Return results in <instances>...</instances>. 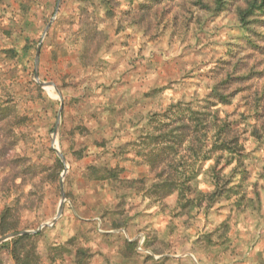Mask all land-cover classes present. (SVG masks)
<instances>
[{
    "label": "rangeland",
    "instance_id": "1",
    "mask_svg": "<svg viewBox=\"0 0 264 264\" xmlns=\"http://www.w3.org/2000/svg\"><path fill=\"white\" fill-rule=\"evenodd\" d=\"M85 1L0 0V104H14L27 116L24 124L15 127L21 167L33 163L44 168L36 189L25 184L14 191L8 190L10 184L0 167V212L17 198L22 228L36 231L55 218L63 177L62 215L39 232V242L47 245L43 253L39 250L43 264L72 263L71 256L59 258L50 249L62 246L71 234L77 235L79 221L85 236L80 242L98 252L113 221V215L105 211L118 201V192L128 193L124 213L138 217L135 237L142 234L152 254L168 258L162 264H168L167 260L243 264L231 259L240 253V241L250 237L249 228L254 223L255 231L261 228L264 217V41L257 42L261 50L251 49L237 18V11L252 0H228L220 13L213 9L215 0H201L202 4L199 0H115V20L107 19L99 1L93 0L98 7L94 23L108 34V41L87 69L81 67L83 43L78 35L81 22H93L81 15ZM140 4L144 8L139 13ZM139 16L146 19L137 25V31L130 29ZM10 50L16 52L14 59L7 54ZM35 72L40 82L54 84L61 101L53 87L38 86ZM226 75L232 78L228 86L233 96L222 111L229 114L240 135L249 173L243 187L253 204L246 200L237 208L235 198H221L208 210L181 212L175 195L151 203L135 192H112L105 182L84 179L87 166L104 164L122 169L117 171L123 182L145 179L149 185L153 181L149 168L127 143H135L142 128L149 130L151 114L162 113L177 102L200 106L197 101ZM151 88L152 94L144 98ZM118 147L124 148L117 152ZM195 164L194 169H199L194 181L197 190L210 191L208 170L213 162ZM253 215L252 224L249 216ZM99 218H104L101 229ZM237 226L239 232L232 234ZM139 259L138 264H160L143 256ZM0 264H13L3 250Z\"/></svg>",
    "mask_w": 264,
    "mask_h": 264
},
{
    "label": "trees",
    "instance_id": "2",
    "mask_svg": "<svg viewBox=\"0 0 264 264\" xmlns=\"http://www.w3.org/2000/svg\"><path fill=\"white\" fill-rule=\"evenodd\" d=\"M98 1L104 16L107 19L115 20L118 7L115 0ZM85 2L87 6L81 9V15H86V18L93 22H81L78 35L83 43L80 55L81 67L87 69L94 64L97 55L105 47L108 34L104 30H100L94 23L96 21L95 12L98 8L94 1L86 0ZM227 2L228 0H215L214 11L220 13L226 10ZM199 3L202 4V1L199 0ZM143 6L140 4L139 13L140 9L144 8ZM237 18L245 43L251 49L261 50L262 47L257 42L264 41V0L247 2L245 7L237 11ZM144 19H146L144 16H139L137 22L129 26L130 29L135 30L137 25H142ZM7 54L10 55V59H14L16 56V52L11 50L7 51ZM231 79L229 75H226L225 80L214 82L206 97L197 101L200 106L192 107L190 103L177 102L162 113L151 114L147 121L149 130L145 132L142 128L137 141L127 143V145L133 146L134 155L149 168V172L153 176V181L149 185L145 179H132L123 182L118 177V173L122 169L104 164L87 166L84 179L87 182H105L112 187V192H118L121 189L135 192L151 203H160L175 195L176 207L181 212L193 209L208 210L221 198L225 200L235 198L234 203L237 208L242 206L246 200L253 204V199H246L243 187V184L249 179L245 165L244 147L240 143V135L234 128L229 114L222 111V107L230 105L232 102L233 91H229L228 86ZM38 90L42 91L40 88ZM151 90L152 88L142 96L147 98L152 94ZM26 120L27 116L24 113H19L16 105L0 104V167L6 176L5 180H8L10 184L8 190L16 191L17 188L25 184L30 185L32 190L36 189L40 174L44 169L33 163L21 167L23 159L18 153V135L15 132V127L24 124ZM134 126L136 127L135 123ZM3 131L9 132L4 135ZM122 148L124 147H118L117 152ZM113 152H115L114 149ZM197 161L213 162L208 170L212 181V189L208 192L198 191L195 186L194 181L199 174V169H194ZM57 163L58 166H61L59 160ZM122 184L124 186H121ZM32 190L28 193L29 196L33 195ZM125 194L118 192V201L105 211L106 215H113L114 221L111 228L115 230L125 227L127 224L128 216L127 213H124L123 208L128 193ZM19 211L17 198L12 200V203L3 206L0 212V235L26 231L25 228H22ZM99 220L102 225L104 218H99ZM80 223L82 224V222ZM222 225L227 226L226 223ZM39 236V232L16 236L0 244V250L10 256L13 264H43L39 250L43 253L44 247L47 245L39 242ZM84 237L79 228L77 235H70L62 246L51 247L53 248L50 249L51 254L58 255L59 258L63 255L71 256V264H90L94 253L90 247H85L80 242L85 239ZM147 242L144 237L142 247L150 251L146 248ZM137 243L136 239L124 241L120 253L124 260L143 256L152 262L159 261L158 263L162 264L168 259H162L159 256L158 259H155L153 256L156 255L151 251L153 256L138 252L136 250ZM166 262L178 264L179 261L167 260Z\"/></svg>",
    "mask_w": 264,
    "mask_h": 264
},
{
    "label": "crops",
    "instance_id": "3",
    "mask_svg": "<svg viewBox=\"0 0 264 264\" xmlns=\"http://www.w3.org/2000/svg\"><path fill=\"white\" fill-rule=\"evenodd\" d=\"M110 216L112 217V215ZM137 218L138 217H136L135 215L129 213V217L127 219V224L125 227L116 230L110 228V231H108L109 236L107 239H105V243L101 244V249H98V252L96 250L93 251V264H138L140 260L139 257H135L130 260H124L120 255L121 249H123L124 241L127 239L131 240L135 238V231L139 229V226H137L135 223ZM255 218L256 215L249 216V220L252 222V224L254 223ZM80 219L86 221V219L84 218L80 217ZM112 220L114 221L113 218ZM262 221V227L258 228L256 231L254 230L256 223L253 224V227L249 228V231H251L250 237H247V239H242L240 241L241 251L239 254L233 256V259H231L232 261L239 260L242 261L243 264H264V217ZM80 222L81 221H79L78 227L75 229V232L76 230L78 231L79 226H81ZM249 231H247V233H249ZM237 232H239L238 226L233 229L232 234H236ZM258 234H260L261 236H258Z\"/></svg>",
    "mask_w": 264,
    "mask_h": 264
},
{
    "label": "water",
    "instance_id": "4",
    "mask_svg": "<svg viewBox=\"0 0 264 264\" xmlns=\"http://www.w3.org/2000/svg\"><path fill=\"white\" fill-rule=\"evenodd\" d=\"M59 1L60 0H58V3H59ZM49 26L50 25H47L46 30L49 28ZM40 48H41V44H39L37 46V51H36V55H35V65L38 64V59H39V54H40ZM34 79L37 82L38 86L40 88H42V89H45L47 87H53L54 90L57 92V94H58V96L60 98V101H61V95H60V93H58V91L55 88V86H54L53 83H51V82H40L37 72H35V74H34ZM62 108L63 107H62V102H61L60 103V108H59V111H58V114H57V120H56V126H55V130H54V135L57 134V127H58V124H59L60 114H61ZM56 153H57V156L59 157V159L61 160V162L62 163H65V160H64V157H63L62 153H60L57 150H56ZM63 175H64V173L62 174V176ZM60 193H61V200H60V203H59L58 208H57V213H56L55 218L51 222L45 223V224L41 225L36 231H21L19 233H9V234L2 235L0 237V244L6 242V241H8V240H10V239H12V238H14L16 236H19V235L38 233V232L41 231L42 228L49 227L50 225L54 224V222L62 215L63 207H64L65 197H64V192H63V177H62L61 182H60Z\"/></svg>",
    "mask_w": 264,
    "mask_h": 264
},
{
    "label": "built area",
    "instance_id": "5",
    "mask_svg": "<svg viewBox=\"0 0 264 264\" xmlns=\"http://www.w3.org/2000/svg\"><path fill=\"white\" fill-rule=\"evenodd\" d=\"M96 221H97V225H98V228L99 229H101L100 228V220L99 219H96ZM137 240V251L138 252H140V253H147V254H149V255H152L151 254V252L150 251H148V250H145V249H143V247H142V245H143V242H144V236L142 235V234H139L137 237H135L134 239H129L130 241H132V240ZM153 256V255H152ZM155 259H158L159 257L158 256H153Z\"/></svg>",
    "mask_w": 264,
    "mask_h": 264
},
{
    "label": "bare ground",
    "instance_id": "6",
    "mask_svg": "<svg viewBox=\"0 0 264 264\" xmlns=\"http://www.w3.org/2000/svg\"><path fill=\"white\" fill-rule=\"evenodd\" d=\"M47 88H49V87H47ZM47 88H45V90H47Z\"/></svg>",
    "mask_w": 264,
    "mask_h": 264
}]
</instances>
